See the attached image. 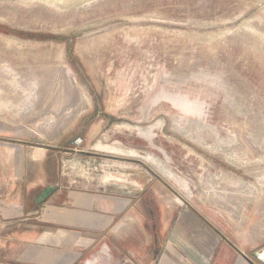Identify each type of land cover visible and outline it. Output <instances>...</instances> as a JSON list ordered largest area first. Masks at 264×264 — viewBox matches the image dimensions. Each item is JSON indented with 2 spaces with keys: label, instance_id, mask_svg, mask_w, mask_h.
Wrapping results in <instances>:
<instances>
[{
  "label": "rangeland",
  "instance_id": "obj_1",
  "mask_svg": "<svg viewBox=\"0 0 264 264\" xmlns=\"http://www.w3.org/2000/svg\"><path fill=\"white\" fill-rule=\"evenodd\" d=\"M54 1L0 0V140L87 137L264 240V0Z\"/></svg>",
  "mask_w": 264,
  "mask_h": 264
},
{
  "label": "crops",
  "instance_id": "obj_2",
  "mask_svg": "<svg viewBox=\"0 0 264 264\" xmlns=\"http://www.w3.org/2000/svg\"><path fill=\"white\" fill-rule=\"evenodd\" d=\"M85 145L0 140V264H264L249 254L263 235L231 224L218 195L136 158L102 173Z\"/></svg>",
  "mask_w": 264,
  "mask_h": 264
},
{
  "label": "water",
  "instance_id": "obj_3",
  "mask_svg": "<svg viewBox=\"0 0 264 264\" xmlns=\"http://www.w3.org/2000/svg\"><path fill=\"white\" fill-rule=\"evenodd\" d=\"M253 256L259 259L262 263H264V247L254 252Z\"/></svg>",
  "mask_w": 264,
  "mask_h": 264
},
{
  "label": "built area",
  "instance_id": "obj_4",
  "mask_svg": "<svg viewBox=\"0 0 264 264\" xmlns=\"http://www.w3.org/2000/svg\"><path fill=\"white\" fill-rule=\"evenodd\" d=\"M82 140H83L82 138H77L75 143L78 145V144H80L82 142Z\"/></svg>",
  "mask_w": 264,
  "mask_h": 264
},
{
  "label": "bare ground",
  "instance_id": "obj_5",
  "mask_svg": "<svg viewBox=\"0 0 264 264\" xmlns=\"http://www.w3.org/2000/svg\"><path fill=\"white\" fill-rule=\"evenodd\" d=\"M51 1V0H50ZM54 1V0H53ZM59 2H63V3H66V2H70L71 0H58ZM55 2V1H54Z\"/></svg>",
  "mask_w": 264,
  "mask_h": 264
}]
</instances>
